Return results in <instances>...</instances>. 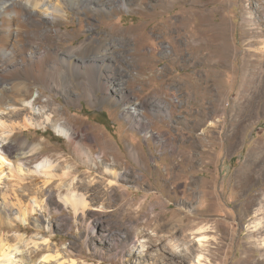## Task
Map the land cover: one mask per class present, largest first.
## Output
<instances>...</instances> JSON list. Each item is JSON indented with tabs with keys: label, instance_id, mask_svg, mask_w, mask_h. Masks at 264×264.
Returning a JSON list of instances; mask_svg holds the SVG:
<instances>
[{
	"label": "rangeland",
	"instance_id": "obj_1",
	"mask_svg": "<svg viewBox=\"0 0 264 264\" xmlns=\"http://www.w3.org/2000/svg\"><path fill=\"white\" fill-rule=\"evenodd\" d=\"M97 1L102 3L68 8L57 24L64 37H52L48 22L33 27L31 36L50 50V63L60 48L68 57L115 47L129 63L125 91L97 89L90 96L93 88L82 76L67 83L50 63L59 89L21 63L0 76L3 180L9 184L6 172L16 162L28 172L27 191L44 193L49 208L34 211L30 223L9 217L13 223L0 228V245L12 244V257L24 264H199L200 253L204 264H264V83L262 94L251 98L242 84L245 49H264V0H147L143 12L137 0ZM256 38L260 42L252 44ZM207 52L212 54L204 61L200 54ZM128 95L139 115H127ZM244 100L250 106L240 108ZM24 105L35 121L42 119L36 109L45 107L77 141L83 139L91 156L80 155L50 125L5 132L4 120L24 117L6 115L9 109ZM9 141L37 146L40 153L24 163L17 152L1 150ZM106 153L107 163L101 159ZM44 160L71 175L45 186L46 177L35 171ZM108 169L123 172L113 187ZM3 185L0 212L2 197L14 196ZM73 189L89 202L79 212L62 200ZM172 218L182 222L169 223ZM203 236L210 238L206 249ZM47 254L56 257L47 261ZM2 256L0 251V261Z\"/></svg>",
	"mask_w": 264,
	"mask_h": 264
},
{
	"label": "bare ground",
	"instance_id": "obj_2",
	"mask_svg": "<svg viewBox=\"0 0 264 264\" xmlns=\"http://www.w3.org/2000/svg\"><path fill=\"white\" fill-rule=\"evenodd\" d=\"M146 1L147 0H137V3L141 6L139 9L141 12L145 11L143 5H146ZM161 1L166 2V0H161ZM97 2L102 3L101 1H97V0H0V76L4 75L6 70L11 68H16L21 63V65H23L24 68L30 72V75L32 77L40 79L41 81L46 83L49 88H58L59 84L56 83V80L52 74V70H55L56 72L59 73L62 72L68 77L67 83L73 82L72 77L74 75L82 76L84 78L83 80L89 82V85L93 88L92 92L91 91L89 92L90 96H93V92H95L97 89H103V90L112 89L115 90L116 92H121V93L125 91V87H126L125 79L127 75H129L130 73L128 67L129 63H125L127 61L125 55L116 51L115 47L113 46L107 47L104 49V51L96 55H89V54L80 55L81 54L80 52L79 55H77L78 53L73 55L66 54L68 55V57L63 54L64 52L61 51L60 48L59 51L57 50L58 53L60 54V56H58L59 58L53 60L52 61L53 63H50L49 62L50 54L48 52L50 50L45 52L43 49H40V47L36 44L37 42L34 44V40L31 36L32 32L34 33L33 27H39L40 29L41 25L48 22L53 25L52 28L48 29L50 30L49 31L50 35L52 37H57L58 36L57 34H60V38H61L64 34H66V32L62 31L61 26L57 24H61L62 18L64 16H67L69 12L68 8L70 7V8L79 9L85 3H87V5H93L94 7V4L96 5ZM189 20L191 21L192 18H189ZM254 30H256V28H254ZM58 31L59 33H57ZM36 32L39 34L36 35V37L38 38H40V36L42 37L43 33L40 34V31L38 30ZM262 32L264 33V30ZM249 35H251V32L249 33ZM38 38H36V40ZM54 42L55 41H53V43ZM259 42H260L259 38H256L255 40L252 41V44H256ZM83 46L84 45L78 46V48L82 51ZM99 50L97 52H99ZM210 54H212V52L200 54V58L203 59L204 61H207L208 56ZM243 60H244L243 63L244 82L242 84H243L244 96L251 98V96L254 97L255 95L257 96L262 94L261 92L264 86L263 85L264 49L261 47L259 48V50L250 49V48L245 49ZM49 63H50V69L52 70L48 68ZM256 63L258 64L254 66V64ZM249 65L252 66L251 70L250 71L245 70V67ZM4 77L6 76L4 75ZM128 96L125 97L124 100L125 111L127 112V115H132V113L133 115H139V109L137 108V106H135L134 108H130L129 105L133 103V99L131 96L129 97ZM2 101L3 99L2 97H0V103H3ZM248 106H250V102L244 100V104L239 107L244 108ZM29 109L30 106L27 105H24V108L17 106L14 108H10L6 115H11L10 117H15V118L16 117L20 118L23 116L24 117L22 121H20V119L19 121L13 120L14 122H12L11 124H6L4 120L2 124L7 129L5 130V132L8 131L9 133L12 134L16 131L17 128L20 130H26L35 126L46 127L47 125H50L57 134L65 137L71 143H73L75 150L80 155L82 156L85 155L88 157L91 156L92 149L86 148L83 139L77 141L76 139L77 136L75 137L73 132L69 128L63 126L61 122L55 121V119L53 118V114H47L45 111V107L36 109L37 112H35L34 115L38 119L42 116V119L36 121L34 120L33 117H27L26 113L29 111ZM8 122L9 120L7 121V123ZM38 149L39 148L37 146L28 148V146H26L25 144L16 146L13 144L12 141H9L8 144L2 145L1 150H3L4 152H8L9 154H13L14 152H17L16 159L21 160L24 163H27V161L31 156L40 153ZM8 153L6 154L8 155ZM136 154L137 156H139L138 151ZM107 156L108 154L106 153L101 157L102 162L107 163L108 160ZM5 160H7V157L4 155L3 152L2 153L0 152V187L3 184H5L3 185L4 187L9 185L11 189L10 195L13 194L14 196L9 197L8 195L2 197L3 209L2 212H0L1 229H7L10 227L9 225L13 223V220H11V218L9 217H11L12 215H17V218L20 219L21 221L30 223L32 222L31 216L34 211H37L39 208L44 210L49 209L46 206V204H44V197H43L45 195L44 193L42 192L40 193V191L38 190L27 191L25 184L28 178L27 177L28 172L26 173L25 172L26 170L24 171L22 167L17 166L16 162H13V166H8L9 171L6 172V175L8 177L7 178L8 181L9 180L10 181L8 182L9 184L5 183V181L3 180L6 170L4 168ZM13 167L16 170H14ZM36 168L37 169L35 171L38 172L41 177H46L43 181L45 186L52 184L51 182L55 178H60V179L67 178L72 173L71 171H67V170L56 171L55 163L51 160H44L43 162L38 164ZM122 173L123 172L115 173L113 172V170L108 169L105 175L111 179L109 181V185L112 187L117 185L116 182L114 183L113 181L114 179L119 177ZM24 195H26L29 198V201L27 203H23L21 199L22 196ZM62 200L66 205L71 206L76 212H79L80 210L85 209L89 206L88 204L89 202L86 199L85 195L82 193H77L76 191H74V189L69 190L68 193L62 197ZM145 206L146 203H143L141 205V208L145 209ZM149 221L150 220L144 222L149 223ZM180 221L181 218L180 220L178 218L177 219L172 218L169 221V223H174V222L180 223ZM88 223H89L88 227L90 229L93 228L91 223L90 222ZM167 225L169 226V224ZM253 225L254 224H252L251 227H253ZM174 227L175 226H173V228ZM17 228H20L19 224L17 225ZM173 228L172 226L170 227V229ZM22 237L23 235L18 236L19 239H21ZM0 240L4 241L2 240V238ZM208 241H210V238L208 236H203L199 238L201 247H205V249L207 247H210L208 246V244L205 243ZM32 242L36 247H41L39 240L32 239ZM43 243L49 244V239L44 238ZM0 246H1L0 251L4 255V257L2 256L4 259L3 261H0L1 262L0 264H24V261L20 263L19 261L15 260L14 257H12L14 253L13 252L14 249L11 250L12 244H9V242H3ZM96 253L101 255L100 250H96ZM54 257L56 256L52 254H47L44 257V259L49 261L52 260ZM196 257L198 258L197 260L199 264H204L201 262L202 258L205 257L203 253L197 254ZM24 260H25V256H24ZM34 262L35 261H31L28 263L33 264Z\"/></svg>",
	"mask_w": 264,
	"mask_h": 264
}]
</instances>
